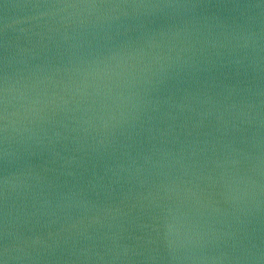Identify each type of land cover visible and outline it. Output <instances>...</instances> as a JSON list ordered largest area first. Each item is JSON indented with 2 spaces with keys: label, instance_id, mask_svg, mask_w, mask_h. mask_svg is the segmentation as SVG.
Listing matches in <instances>:
<instances>
[{
  "label": "water",
  "instance_id": "obj_1",
  "mask_svg": "<svg viewBox=\"0 0 264 264\" xmlns=\"http://www.w3.org/2000/svg\"><path fill=\"white\" fill-rule=\"evenodd\" d=\"M0 264H264V0H0Z\"/></svg>",
  "mask_w": 264,
  "mask_h": 264
}]
</instances>
